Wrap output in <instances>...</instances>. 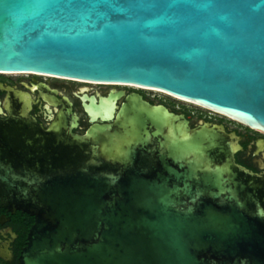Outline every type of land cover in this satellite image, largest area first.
Masks as SVG:
<instances>
[{"label": "water", "instance_id": "1", "mask_svg": "<svg viewBox=\"0 0 264 264\" xmlns=\"http://www.w3.org/2000/svg\"><path fill=\"white\" fill-rule=\"evenodd\" d=\"M3 71L156 87L264 132V0H0ZM0 88L31 132L0 149V198L34 217L19 264H264V173L234 131L135 91L42 131Z\"/></svg>", "mask_w": 264, "mask_h": 264}, {"label": "flooded vegetation", "instance_id": "2", "mask_svg": "<svg viewBox=\"0 0 264 264\" xmlns=\"http://www.w3.org/2000/svg\"><path fill=\"white\" fill-rule=\"evenodd\" d=\"M0 83L26 91L31 95L32 109L30 113L36 118L37 123L42 125V131L47 130L50 124L57 119L59 111L65 113L67 108L71 107L79 116V128L74 131L82 133L91 123L86 110V104L90 102V97L94 96L99 102L101 97L109 98L111 94L124 91L122 97L117 100V104L120 106L126 100V96L135 91L152 104H163L175 113L185 114L192 127H197L204 121L223 124L228 132L234 131L238 136L241 149L235 153L236 161L256 173H264V132L236 121L232 125L221 119L204 116L200 112L188 109L183 104H174L170 99L177 98L168 94L121 83L78 81L34 72L10 74L0 72ZM6 97L7 92L0 88V108L2 109L0 113V136L2 137L0 138V149L3 150L1 159L10 162L14 155L13 148L16 149L19 144L25 141L20 137L23 134L22 130L26 131L27 129L20 128L14 131L11 124L12 116L4 105ZM64 97L71 101V105L65 101ZM66 118L69 127L72 124V113L67 114ZM26 132L31 134L28 130ZM8 146L9 150H7ZM31 220H34L33 216L18 209L13 212L10 209V204L0 198V264H19V257L27 244L29 229L34 222Z\"/></svg>", "mask_w": 264, "mask_h": 264}, {"label": "rangeland", "instance_id": "3", "mask_svg": "<svg viewBox=\"0 0 264 264\" xmlns=\"http://www.w3.org/2000/svg\"><path fill=\"white\" fill-rule=\"evenodd\" d=\"M170 100H172V102L174 103V104H183L185 107H187L188 109H190V110H194V111H196V112H200V113H202L204 116H210V117H212V118H215V119H217V120H219V119H221V120H224V121H226V122H229L230 124H235V121L233 120V119H231V118H229V117H227V116H224V115H221V114H219V113H215V112H213V111H211V110H209V109H206V108H203V107H200V106H198V105H196V104H192V103H190V102H180V101H178L177 99H170ZM237 122V121H236ZM86 128V127H85ZM84 128V129H85Z\"/></svg>", "mask_w": 264, "mask_h": 264}, {"label": "bare ground", "instance_id": "4", "mask_svg": "<svg viewBox=\"0 0 264 264\" xmlns=\"http://www.w3.org/2000/svg\"><path fill=\"white\" fill-rule=\"evenodd\" d=\"M4 73H27V72H30V71H3ZM40 74H42V73H40ZM44 75H47V74H44ZM48 75H51V74H48ZM53 76H55V75H53ZM58 77H61V76H58ZM64 78H66V77H64ZM71 79H74V80H78V81H90V80H84V79H76V78H71ZM90 82H94V83H97V81H90ZM103 83H112V82H103ZM121 83V82H120ZM121 84H127V85H131V86H136V87H140V88H146V89H151V90H155V91H159V92H162V93H164V94H168V92H166V91H164V90H161V89H159V88H156V87H148V86H144V85H139V84H132V83H121ZM168 95H170V96H172L171 94H168ZM175 98H177V99H180V98H178L177 96H175ZM180 100H182V99H180ZM187 102V101H186ZM227 117H229V118H231V119H233L231 116H227Z\"/></svg>", "mask_w": 264, "mask_h": 264}, {"label": "trees", "instance_id": "5", "mask_svg": "<svg viewBox=\"0 0 264 264\" xmlns=\"http://www.w3.org/2000/svg\"><path fill=\"white\" fill-rule=\"evenodd\" d=\"M34 221V220H33ZM32 220H31V222H33Z\"/></svg>", "mask_w": 264, "mask_h": 264}]
</instances>
